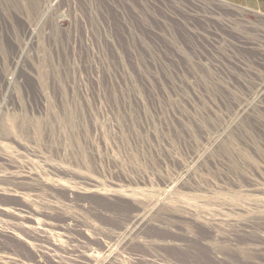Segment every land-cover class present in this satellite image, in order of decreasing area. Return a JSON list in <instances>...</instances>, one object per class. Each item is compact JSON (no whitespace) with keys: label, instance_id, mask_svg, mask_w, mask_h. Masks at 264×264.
Masks as SVG:
<instances>
[{"label":"rangeland","instance_id":"1","mask_svg":"<svg viewBox=\"0 0 264 264\" xmlns=\"http://www.w3.org/2000/svg\"><path fill=\"white\" fill-rule=\"evenodd\" d=\"M0 176V264H264V0H0Z\"/></svg>","mask_w":264,"mask_h":264},{"label":"bare ground","instance_id":"2","mask_svg":"<svg viewBox=\"0 0 264 264\" xmlns=\"http://www.w3.org/2000/svg\"><path fill=\"white\" fill-rule=\"evenodd\" d=\"M17 177V176H16ZM0 178L2 179H7V180H17L19 177L15 178V179H12L13 177H5V176H0ZM0 214L1 215H5V216H10L12 217L16 222L14 224V228L13 229H10V230H5L3 229L1 226H0V235L4 238H10L12 236H16L18 237V233H17V229H20L22 231H26L28 232L31 236L34 235V234H40L39 233V230L40 232L43 234V238H49L50 239V236H51V233H49V231L47 229H41L39 227H32V226H29L27 223L28 222H32L33 218L30 216V213H28L26 210L24 209H18L13 211L11 210L10 208H7L6 206H0ZM12 228V227H11ZM244 231L246 229H243ZM140 231V230H139ZM60 233V232H59ZM63 235V234H62ZM38 236V235H37ZM64 236L66 237V235L64 234ZM68 236V235H67ZM28 238V237H27ZM33 238V237H32ZM34 239V238H33ZM6 240V239H5ZM33 241V240H32ZM4 242V241H3ZM27 243V241H26ZM28 244H30L32 246V243L29 242ZM54 244V243H53ZM85 244V243H84ZM38 251L36 250L35 253H36V258H37V262L39 264L42 263V255H40L39 253H37ZM122 257V255H121ZM140 258V257H139ZM87 259L90 261V262H95L91 257H87ZM124 259V258H122ZM135 260V259H134ZM141 260V259H140ZM124 262V261H123ZM123 262H121L116 256L112 259H110L107 264H123ZM125 263V262H124ZM130 264V262H129Z\"/></svg>","mask_w":264,"mask_h":264},{"label":"crops","instance_id":"3","mask_svg":"<svg viewBox=\"0 0 264 264\" xmlns=\"http://www.w3.org/2000/svg\"><path fill=\"white\" fill-rule=\"evenodd\" d=\"M229 1V0H228ZM234 1V0H233ZM239 2H248V0H239Z\"/></svg>","mask_w":264,"mask_h":264}]
</instances>
